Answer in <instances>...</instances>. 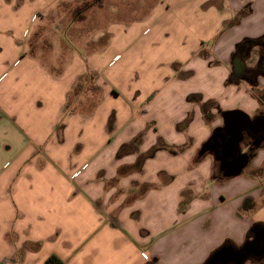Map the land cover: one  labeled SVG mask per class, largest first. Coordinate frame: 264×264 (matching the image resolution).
Listing matches in <instances>:
<instances>
[{
	"label": "crops",
	"instance_id": "obj_1",
	"mask_svg": "<svg viewBox=\"0 0 264 264\" xmlns=\"http://www.w3.org/2000/svg\"><path fill=\"white\" fill-rule=\"evenodd\" d=\"M68 1L0 0V264H204L253 243L264 230V76L230 77L238 45L264 39V0H160L53 69L29 37ZM131 60L138 74L121 67ZM89 75L102 97L82 113L70 94ZM179 78L192 84H165ZM230 111L252 129L226 157L228 126L244 121ZM242 154L248 165L227 176L223 161Z\"/></svg>",
	"mask_w": 264,
	"mask_h": 264
},
{
	"label": "rangeland",
	"instance_id": "obj_2",
	"mask_svg": "<svg viewBox=\"0 0 264 264\" xmlns=\"http://www.w3.org/2000/svg\"><path fill=\"white\" fill-rule=\"evenodd\" d=\"M159 1L160 0H70L68 2H60L51 12H43L42 15L40 14L42 20L39 21L29 37V41L34 48L33 53L38 54L40 60L46 65L52 68L54 67L53 69H59L74 50L80 48L86 51V44H89V39L95 38L96 34H102L99 38L98 50L105 46L110 39V35L105 33V30L107 24L111 21L117 23L123 21L131 22L140 19L150 13L152 8ZM31 3L35 4V2ZM29 5L33 7L31 4ZM28 9L30 8L26 6L24 11L22 10L19 12V24L26 18L29 12ZM143 26L144 25H140L137 28L140 29ZM121 39V36H119V40ZM167 39L169 38H165V40ZM91 48L96 47L93 45ZM260 51V48H255L250 51L251 53L248 55L247 59L248 68L255 67L261 61V55H259ZM132 61L133 60H131L130 63L129 61H124L121 67H133L136 74H138L142 69L141 62ZM215 64L218 63L216 62ZM157 65V71L173 70L171 66L169 67L165 63L159 64V67ZM168 77L169 75H166V78ZM165 84L189 86L192 82L179 78L174 81L172 79L165 80ZM235 88L236 90L234 92H240L239 97H251L250 93L246 91L247 89L245 86ZM75 95H78V97ZM165 96L168 95L165 94ZM101 97L102 93L100 88L95 85L93 76L89 75L85 80H82L70 94L69 103L73 106L76 99L77 102H79L78 105L75 106V109L82 113H88L100 102ZM120 192L122 193V191Z\"/></svg>",
	"mask_w": 264,
	"mask_h": 264
},
{
	"label": "water",
	"instance_id": "obj_3",
	"mask_svg": "<svg viewBox=\"0 0 264 264\" xmlns=\"http://www.w3.org/2000/svg\"><path fill=\"white\" fill-rule=\"evenodd\" d=\"M236 112L243 115L244 121L241 122V126L240 123H238L237 126L236 123L229 124V130L227 131L228 137L224 139L225 142L221 146V152L226 157L238 151V146L244 136L243 130H247L249 128L252 129V119L242 112ZM236 112H224L223 117L224 119H227V121H229L230 114ZM218 134H214L212 138L214 139L216 136H218ZM212 148L214 147L211 146V141L206 142L200 149L198 156L203 157L209 150H212ZM249 161L250 157L247 154H242L233 161H223L222 168L227 169V176L235 177L242 173L243 169L248 165ZM261 241L263 242V245L260 243ZM250 256L264 258V230L257 233L256 240L253 243H246L240 249L233 248L227 245L221 247L220 249L212 253L205 264H226L229 262H233L234 264H246Z\"/></svg>",
	"mask_w": 264,
	"mask_h": 264
},
{
	"label": "trees",
	"instance_id": "obj_4",
	"mask_svg": "<svg viewBox=\"0 0 264 264\" xmlns=\"http://www.w3.org/2000/svg\"><path fill=\"white\" fill-rule=\"evenodd\" d=\"M255 48H260L261 50L259 54L261 55V61L255 67L248 68V55ZM259 76H264V39L245 41L238 45L233 55L230 83H239L242 79H245L250 84H256L257 77ZM45 264L65 263L57 255H51L46 259Z\"/></svg>",
	"mask_w": 264,
	"mask_h": 264
},
{
	"label": "flooded vegetation",
	"instance_id": "obj_5",
	"mask_svg": "<svg viewBox=\"0 0 264 264\" xmlns=\"http://www.w3.org/2000/svg\"><path fill=\"white\" fill-rule=\"evenodd\" d=\"M254 133H248V137L251 139V137H254ZM264 136V132L263 133H261L260 134V136ZM244 142L245 143H248V144H250L251 145V148H254L255 147V144L257 143L256 141H254V140H247L246 138H245V140H244Z\"/></svg>",
	"mask_w": 264,
	"mask_h": 264
}]
</instances>
